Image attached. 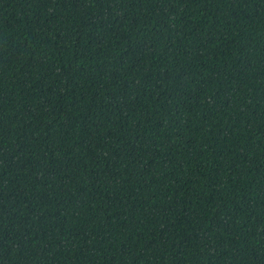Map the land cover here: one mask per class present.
<instances>
[{
    "label": "trees",
    "instance_id": "obj_1",
    "mask_svg": "<svg viewBox=\"0 0 264 264\" xmlns=\"http://www.w3.org/2000/svg\"><path fill=\"white\" fill-rule=\"evenodd\" d=\"M0 264H264V0H0Z\"/></svg>",
    "mask_w": 264,
    "mask_h": 264
}]
</instances>
